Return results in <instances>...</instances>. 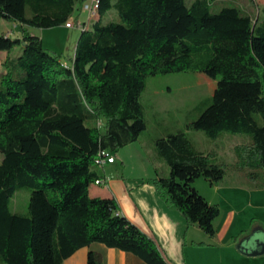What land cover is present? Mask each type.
Wrapping results in <instances>:
<instances>
[{
  "label": "trees",
  "instance_id": "1",
  "mask_svg": "<svg viewBox=\"0 0 264 264\" xmlns=\"http://www.w3.org/2000/svg\"><path fill=\"white\" fill-rule=\"evenodd\" d=\"M83 1L0 0V21L16 29L0 32V258L3 264H61L99 243L145 264H169L114 198L90 197L92 184L106 182L94 160L146 130L140 97L148 77L204 72L215 79L183 130L153 140L168 175L143 181L212 239L220 210L192 183L203 178L215 186L232 169L250 188L263 186L264 8L252 17L232 6L211 12L208 0H98L90 14L97 19L89 29L82 26L66 65L28 28L68 24ZM112 12L119 21L105 19ZM16 47L20 53L12 56ZM189 131L211 139L241 134L246 141L225 165L198 151ZM22 189L29 192L26 212H12L10 200ZM83 264H104L103 256L90 250Z\"/></svg>",
  "mask_w": 264,
  "mask_h": 264
},
{
  "label": "crops",
  "instance_id": "2",
  "mask_svg": "<svg viewBox=\"0 0 264 264\" xmlns=\"http://www.w3.org/2000/svg\"><path fill=\"white\" fill-rule=\"evenodd\" d=\"M77 12L78 17L74 18L75 22L81 21L80 23L86 29H89L93 21L97 19V17L92 19L87 17L85 21L83 19L86 13L81 9ZM110 15L113 17V12ZM1 27L3 31H7L13 29L14 24L11 23L9 26L4 22ZM31 29L28 28L29 33L37 36ZM79 35L80 33L77 35V40ZM71 59L68 62H62L69 65ZM143 108L145 116L144 105ZM196 108L199 109V105L192 107V111ZM151 116L159 117L160 114L154 109ZM185 122L182 123V129L178 130L184 129ZM158 125H160L159 122ZM168 133L162 132L154 139L164 137ZM245 141L243 138L233 141L225 140L221 150L210 149L205 154L211 153L213 159H216L230 155L231 150L232 162H234V147ZM151 144L153 145V141ZM113 157L114 162L106 164L102 170L107 178L106 182L91 185L90 197L114 198L121 213L155 242L169 264H264V253L257 256L250 255L254 251H259L261 244L264 243V169L262 171L263 186L260 189L250 188V182L243 173L232 169H228L222 180L215 186H209L204 179L200 180V178L192 183L194 189L209 204L218 206L220 210L219 216L214 220L215 234L211 239L196 225L188 224L178 210L169 206L157 194L153 185L143 182L145 179L127 178L124 175H118L117 171L111 167L105 169L116 163V158ZM139 157L144 159L140 155ZM161 165V162H155L154 170L157 166L162 167ZM155 177L161 176L155 173L153 177L146 179ZM239 245H241L240 248H238ZM90 250L100 252L104 264H145L131 253L107 248L99 243L78 249L61 264H83ZM0 264H3L1 258Z\"/></svg>",
  "mask_w": 264,
  "mask_h": 264
},
{
  "label": "rangeland",
  "instance_id": "3",
  "mask_svg": "<svg viewBox=\"0 0 264 264\" xmlns=\"http://www.w3.org/2000/svg\"><path fill=\"white\" fill-rule=\"evenodd\" d=\"M192 1L193 0H185V4L189 5ZM208 1L210 3V11L214 13L224 6H232L254 17L257 14L261 15V10L264 8V0ZM77 13L78 12L75 11L71 20H69L72 24L75 22L74 18L78 17ZM108 16L110 18L112 15L108 13L105 19ZM86 18L87 15L85 14L83 20L86 21ZM112 20L119 21V18L114 12ZM3 23L4 21H0V32ZM7 24L11 26L10 22ZM15 30L16 29H14V32ZM31 30L41 39L42 47L60 56L63 62H68L69 59L73 58L77 35L80 33L78 27L73 26L72 28H66L64 25H61L47 29L32 28ZM19 53L20 48L16 47L12 50L11 55L15 56ZM4 58L5 53L0 52V76L4 73L2 65ZM215 83L216 80L206 76L204 72H181L148 77L145 82L144 92L140 97L145 107L147 129L139 136L138 141L113 153V156L116 158V163L113 166L105 167V169L111 167L117 171L118 175H124V177L127 178L134 177L146 179L147 177H153L155 173H158L161 177H166L169 173V169L156 155L154 147L151 144L153 141L152 139L162 132L168 133L169 131V133H172L178 129H182L183 121L188 122L194 119L199 110L196 108L192 111V107L200 105L202 101H207L211 96ZM154 109L160 114L159 117L151 116ZM158 122L160 125H158ZM243 136L244 135L241 134L222 132L216 139H211L207 138L201 131H189L187 133V137L195 144L196 148L204 153L210 149L213 151L217 149L221 150L225 140H240ZM139 155L144 159H141ZM232 156L233 154L230 150V155L216 158L213 161L215 163L230 165L233 163ZM1 158L2 156L0 154V161ZM157 161L161 162L162 167L157 166L154 170V165ZM200 180H203V178H200ZM28 197L29 192L27 190L22 189L16 191L10 200V211L25 213Z\"/></svg>",
  "mask_w": 264,
  "mask_h": 264
},
{
  "label": "built area",
  "instance_id": "4",
  "mask_svg": "<svg viewBox=\"0 0 264 264\" xmlns=\"http://www.w3.org/2000/svg\"><path fill=\"white\" fill-rule=\"evenodd\" d=\"M95 2H98V0H84L83 3L81 4V7H80L81 11L85 12L89 19H90L91 12H93L94 10ZM73 26H76L79 29L82 28V24L80 22H73L72 26H69L66 28H72ZM96 156L101 158V161H105V164H111L114 162L113 155L106 150H100Z\"/></svg>",
  "mask_w": 264,
  "mask_h": 264
},
{
  "label": "bare ground",
  "instance_id": "5",
  "mask_svg": "<svg viewBox=\"0 0 264 264\" xmlns=\"http://www.w3.org/2000/svg\"><path fill=\"white\" fill-rule=\"evenodd\" d=\"M97 6V2H95V7L96 8ZM65 27H69V26H72V22L68 23V24H65L64 25ZM94 164L96 165V167L98 168H103L106 164H105V161H101V158L99 157H96V159L94 160Z\"/></svg>",
  "mask_w": 264,
  "mask_h": 264
},
{
  "label": "water",
  "instance_id": "6",
  "mask_svg": "<svg viewBox=\"0 0 264 264\" xmlns=\"http://www.w3.org/2000/svg\"><path fill=\"white\" fill-rule=\"evenodd\" d=\"M240 247H241V245L238 246V248H240ZM263 253H264V243L261 244V249L259 251H254L250 255L257 256V255H260Z\"/></svg>",
  "mask_w": 264,
  "mask_h": 264
}]
</instances>
